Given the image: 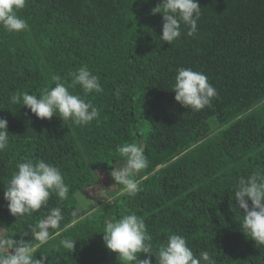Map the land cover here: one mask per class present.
Returning <instances> with one entry per match:
<instances>
[{"label": "trees", "instance_id": "1", "mask_svg": "<svg viewBox=\"0 0 264 264\" xmlns=\"http://www.w3.org/2000/svg\"><path fill=\"white\" fill-rule=\"evenodd\" d=\"M159 2L27 0L17 15L28 29L0 27V118L10 134L0 152V228L3 238L31 242L24 233L60 207L64 219L49 230L59 235L34 256L45 264H121L102 231L129 212L143 219L154 248L174 233L216 264H264V246L241 232L242 210L231 199L240 177L264 171V0H197V33L187 36L182 27L170 45L159 39L162 15L151 14ZM83 65L103 88L86 98L100 113L90 124L40 119L11 104L15 93L38 96L54 87L53 76L69 85ZM179 68L208 77L218 92L211 106L195 112L175 101ZM70 91L82 95L78 86ZM129 143L143 146L148 160L137 177L141 190L129 197L114 184L104 199L80 208L77 194L101 183L98 171L115 183L110 172L124 163L117 147ZM26 159L58 167L69 194L16 218L3 194ZM62 239L76 241L73 251Z\"/></svg>", "mask_w": 264, "mask_h": 264}, {"label": "clouds", "instance_id": "2", "mask_svg": "<svg viewBox=\"0 0 264 264\" xmlns=\"http://www.w3.org/2000/svg\"><path fill=\"white\" fill-rule=\"evenodd\" d=\"M26 2L27 0H0V27L8 33L26 31L27 22L17 15V11L23 9ZM157 13L163 19L162 34L159 37L162 43L170 45L178 40L182 27L187 28V36H194L198 31L201 7L197 0H160L151 10V14ZM69 75L71 83L67 86L60 76H53L54 87H44L38 96L28 92L15 93L11 95L10 102L14 106L27 107L40 119L56 116L62 121L71 120L77 126L88 125L100 114L99 109L86 99L91 93L99 94L103 91L100 78L92 74L86 65ZM77 86L82 95L70 91ZM172 91L176 102L195 112L211 106L218 95L205 74L190 68L177 70ZM9 136L7 120L0 118V152L7 149ZM117 151L124 163L119 168H112L110 176L115 184L122 186V195L135 197L141 190V181L137 177L148 166L145 149L129 143L118 146ZM232 192L234 195L231 199L242 210L241 232L257 246H264V171L256 170L246 177H240ZM68 194L69 186L64 182L58 167L44 160L34 162L26 159L16 165L3 196L9 213L22 218L32 216L46 207L53 195L62 202L68 198ZM248 201H251V208ZM232 210L237 211L236 208ZM63 219L62 209L52 207L47 216L24 233H32L31 242L0 238V264H45L46 258H34L35 253L50 239L55 238V235H59L58 231L53 233L49 230L59 229ZM102 233L106 248L117 254L121 264H151L153 256L156 264H216L207 250L194 254L188 247L186 238L178 234H169L166 242L154 248L145 222L134 212L107 222ZM75 242L62 239L60 244L73 251ZM140 254H146L145 258L140 259Z\"/></svg>", "mask_w": 264, "mask_h": 264}, {"label": "rangeland", "instance_id": "3", "mask_svg": "<svg viewBox=\"0 0 264 264\" xmlns=\"http://www.w3.org/2000/svg\"><path fill=\"white\" fill-rule=\"evenodd\" d=\"M101 183L93 187L86 188L77 194L78 204L80 208H87L91 203L100 201L107 196L111 188L115 187V183L110 182L106 173L98 171ZM5 234L4 229L0 228V238Z\"/></svg>", "mask_w": 264, "mask_h": 264}]
</instances>
